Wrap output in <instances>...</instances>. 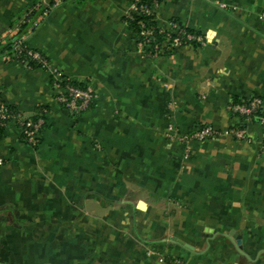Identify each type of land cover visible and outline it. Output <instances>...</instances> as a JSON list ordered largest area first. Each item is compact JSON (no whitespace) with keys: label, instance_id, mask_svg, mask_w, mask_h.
Segmentation results:
<instances>
[{"label":"crops","instance_id":"obj_1","mask_svg":"<svg viewBox=\"0 0 264 264\" xmlns=\"http://www.w3.org/2000/svg\"><path fill=\"white\" fill-rule=\"evenodd\" d=\"M32 5L0 0V37ZM129 6L61 0L26 38L93 91L82 115L55 101L47 72L0 59L4 104L46 112L35 147L14 124L0 133V264H264V128L223 135L235 100L260 98L264 117V0H161L160 29L175 20L206 44L155 59L123 21ZM200 126L222 135L170 136Z\"/></svg>","mask_w":264,"mask_h":264},{"label":"built area","instance_id":"obj_2","mask_svg":"<svg viewBox=\"0 0 264 264\" xmlns=\"http://www.w3.org/2000/svg\"><path fill=\"white\" fill-rule=\"evenodd\" d=\"M139 0H130L129 10L126 13V18H131V16L135 12H140L145 15H154L156 13L157 8L160 3L158 0H152L151 6L148 8L143 5H138ZM45 0H39V4H45ZM61 4L60 1H56L53 4L47 6V8L42 12L41 19L46 18V16L56 7ZM20 22L15 23L12 27H10L2 37L1 40L11 37L15 35L18 31ZM140 33L139 36L144 39V44L139 42L137 43V48L139 52L147 59H155L160 56H163L165 51H176L180 48L186 46L196 45L197 47L205 46L206 42L204 36L202 35H192L183 33L178 26L169 22L168 29L162 30L167 31L168 38L171 39L170 46L168 48L157 47L156 45L147 51L148 46H144L145 44H149L148 36L152 34V32L148 29H144L143 25H140ZM172 34L171 38L169 35ZM25 40L22 37L15 44V51L17 55H15L11 61L14 63L20 64L25 69L31 70L33 69L31 65H29L27 60H20L18 54L25 50L22 48V42ZM165 49V50H164ZM27 58L29 60H33L36 63V66L40 68V70H44L49 75L50 86L52 92L54 93L55 101L70 115L77 116L79 114L85 113L90 109L91 104L95 99V95L93 91L89 88H78L70 85L64 76V74L54 68L47 59L41 56L39 53L32 51V49H28L26 51ZM262 102L258 97H252L246 100L241 104H230L228 107V112L237 117H241L244 119V122H251L254 118L259 124L264 128V117L261 116ZM45 111L40 110L37 113V119L32 120V118H24L19 112L10 111L7 109V105L0 99V133L3 129L6 128L8 124H14L18 127L21 136L24 138L25 142L31 146L35 147L39 141V131L41 127L44 125V116ZM222 135L220 132L212 128L211 126H205L201 129L193 130L188 133L174 134L170 135L173 137V140L182 145L187 146L192 142H202L206 140H211L218 138ZM224 136L231 138L234 141L244 142L246 140V130L244 128H235L231 127L223 132ZM189 151H185L184 157H188ZM0 161V166H1ZM147 255H151L148 253ZM158 262L161 264H183L178 258H168L165 256L158 257Z\"/></svg>","mask_w":264,"mask_h":264},{"label":"trees","instance_id":"obj_3","mask_svg":"<svg viewBox=\"0 0 264 264\" xmlns=\"http://www.w3.org/2000/svg\"><path fill=\"white\" fill-rule=\"evenodd\" d=\"M56 1L61 2V0H45V2H46L45 4H39V0H33V5L31 7H29L28 9H26L25 12H23V14L15 22V23L20 22L17 33L11 37H8V38L1 40V42H0V59H2L4 57L12 59L15 55H17V52L14 49L15 44L22 37H24L25 40L22 42V48H24L25 50H23L22 52H20L18 54V56H19L18 58L20 60H27L29 65H31L33 69H40L39 67L36 66V63L33 60H29L27 58L26 51L30 48L28 47V45L26 43V38H27L28 34L31 33L38 26L40 21L42 20L41 19L42 12L47 8V6L53 4ZM158 1H159V3H161V0H158ZM151 4H152V0H139L138 1V5H143V6H146L148 8L151 6ZM123 21H124L125 25L134 34L135 39H136V45L139 42L144 44L145 43L144 39H146V38H142L139 36L140 30H141L140 25H143L144 29H148L152 32V34L147 37V39L149 40V44L144 45V46L149 47V48H147V51L152 49L155 45L157 47H161V48L163 47L165 49L170 46L171 39L168 38L169 33L167 31H162V29H160L158 27L156 20H155V14L154 15H145V14L140 13V12H135L131 16V18L124 17ZM171 22L175 23L178 26V28L185 34L201 35L200 33L196 32V31L189 30L187 28L182 27L175 20H171ZM169 36L171 38L173 37L172 34H170ZM192 47H197V46L193 45ZM32 51L39 53L41 56H43L46 59V57L41 52H39L37 50H33V49H32ZM171 52H172L171 50L165 51L164 55L169 54ZM68 83L74 87L85 88L81 85H78V84L70 82V81ZM244 102L245 101H236L235 100L234 103H232V104H241ZM7 109L10 111H13V112L16 111L14 108H12L10 106H7ZM82 114H84V113H82ZM82 114H79V115H82ZM79 115H77V116H79ZM73 117H76V116H73ZM233 117L238 120V124L236 126H233V127L244 128V119L241 117H237V116H233ZM36 119H37V116L32 117V120H36ZM256 121L257 120L254 118L251 120L252 123H256ZM258 124H259V122H258ZM43 126L41 127L40 131L42 130ZM203 127H205V126H200L194 130L201 129ZM21 138L24 140V138L22 136H21Z\"/></svg>","mask_w":264,"mask_h":264},{"label":"water","instance_id":"obj_4","mask_svg":"<svg viewBox=\"0 0 264 264\" xmlns=\"http://www.w3.org/2000/svg\"><path fill=\"white\" fill-rule=\"evenodd\" d=\"M237 243H239V242H237ZM241 253V252H240Z\"/></svg>","mask_w":264,"mask_h":264},{"label":"rangeland","instance_id":"obj_5","mask_svg":"<svg viewBox=\"0 0 264 264\" xmlns=\"http://www.w3.org/2000/svg\"><path fill=\"white\" fill-rule=\"evenodd\" d=\"M51 87V86H50Z\"/></svg>","mask_w":264,"mask_h":264}]
</instances>
